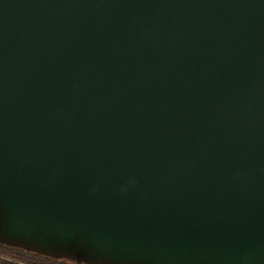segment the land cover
Segmentation results:
<instances>
[{
    "label": "water",
    "instance_id": "95a60500",
    "mask_svg": "<svg viewBox=\"0 0 264 264\" xmlns=\"http://www.w3.org/2000/svg\"><path fill=\"white\" fill-rule=\"evenodd\" d=\"M0 244L264 264V0H0Z\"/></svg>",
    "mask_w": 264,
    "mask_h": 264
},
{
    "label": "trees",
    "instance_id": "16d2710c",
    "mask_svg": "<svg viewBox=\"0 0 264 264\" xmlns=\"http://www.w3.org/2000/svg\"><path fill=\"white\" fill-rule=\"evenodd\" d=\"M0 264H76L67 260H54L21 249L0 244Z\"/></svg>",
    "mask_w": 264,
    "mask_h": 264
}]
</instances>
